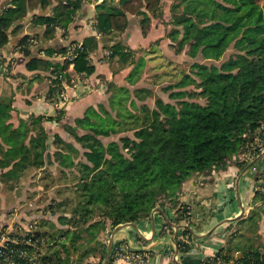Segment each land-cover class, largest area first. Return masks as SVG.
Masks as SVG:
<instances>
[{"label":"trees","instance_id":"1","mask_svg":"<svg viewBox=\"0 0 264 264\" xmlns=\"http://www.w3.org/2000/svg\"><path fill=\"white\" fill-rule=\"evenodd\" d=\"M248 1L259 6L264 18V0ZM83 2L5 0L0 9V51L27 24L43 26V37L47 41L54 39L59 27L67 29L74 21ZM131 15L140 18L146 33L151 16L163 18V0H102L96 4L95 27L107 41L113 40L129 27ZM249 27L254 35L247 39L244 36L241 42L237 38L238 53L220 65L195 61L188 71L151 76L148 81L153 85L161 84L160 80L167 76L173 79L161 88L170 92L176 102L165 101L149 87L132 90L111 84L105 103L88 107L73 123L62 124L69 138L55 133L49 142L50 133L43 125L44 120L61 121L64 111L60 109L56 116L33 118L36 132L26 145L27 129L14 128L7 122L12 98L0 99V136L11 146L6 151L1 148L0 167L12 164L2 176L20 181L30 167H45L41 179L51 178L45 184L47 189L56 179L63 184L57 189L62 199H53L45 207L56 219L44 216L37 220L35 235L40 242L37 248L31 247L37 253V264H103L108 241L99 235L110 226L149 218L155 208L165 205L164 200L176 209L178 224L183 220L191 222V207L179 200L185 182L194 174L227 169L234 163L233 156L254 140L264 124V30L256 23ZM37 36L24 35L16 49L30 55ZM72 45L77 46L75 72L92 74L95 65L91 54L100 45L95 35L70 45L47 47L44 55L28 64L51 73L48 94L52 100L64 82L71 83L73 79L70 61L65 58ZM106 48L109 60L120 66L135 65L128 76L130 80L141 78L143 59L138 61L136 51L127 43L117 40ZM149 97H155L154 107L146 102ZM199 97L205 102L196 100ZM129 132L133 135L125 134ZM116 135L119 139L108 143L103 140ZM261 178L256 197L264 196V171ZM249 219L251 231L257 232L259 222ZM176 237L179 250L187 254L192 248L191 231L180 228ZM234 238L231 235L228 244L202 264H264V242L261 247H253L251 243H234ZM109 264H113V255Z\"/></svg>","mask_w":264,"mask_h":264},{"label":"crops","instance_id":"2","mask_svg":"<svg viewBox=\"0 0 264 264\" xmlns=\"http://www.w3.org/2000/svg\"><path fill=\"white\" fill-rule=\"evenodd\" d=\"M100 1L102 0L94 2L84 0L74 21L67 29L59 27L54 39L47 41L43 37V26L33 27L27 24L23 32L13 36L10 43L0 51L2 58L0 99L12 98L11 118L7 122L14 128L27 129V137L24 141L26 145L29 144L30 136L36 132L33 118L56 116L60 110L54 106V99L52 100L48 94L52 82L51 73L28 66L30 60L44 55L45 48L70 45L72 41L81 42L91 35L97 36L100 40L99 49L91 54V62L95 65L92 74H80L75 72L74 68H70L71 77L78 83L68 89L70 99L65 107L61 108L64 111L62 120L43 122L51 136L49 142L53 141L55 133L69 138L65 135L62 124L73 123L77 117L85 114L88 107H97L98 104L105 103L110 95L109 85L115 84L132 90L136 87H149L154 90L158 85L148 81L151 76L163 72L169 73L147 63L150 58L148 52H155L156 45L161 51L173 50L163 23L170 22L165 7L163 6V18L151 16L150 28L146 33L141 27L140 18L131 15L129 27L113 40L107 41L95 27L96 4ZM4 2L5 0H0V9ZM26 34L38 35L35 44L31 47L30 55H25L16 49L18 40ZM117 40L127 43L136 51L138 61L143 59L144 70L137 81H134L133 77L131 81L128 77L134 64L120 66L117 61L109 60V49L106 46L109 42ZM4 64L7 65L6 71L2 68ZM10 147V144L4 142L0 136V158L1 148L6 151ZM50 149L53 150L54 147ZM11 168L12 164L4 168L0 167V230L13 223L21 222L26 225L44 216L55 220L56 216L46 211L45 207L53 199H62L57 189L63 184H59V180L56 179L55 184L47 189L45 184L51 178L41 179L45 167L39 169L30 167L20 181L3 177V173ZM263 171L264 153L243 165L234 162L224 170H213L209 174L202 175L194 174L185 182L179 194L180 202L187 203L191 207L190 223L183 220L178 224L175 221L176 209L168 200H164L165 205L155 208L149 218L132 222L135 225L125 222L120 226H110L103 235L109 242L115 233L113 245L117 242H125L133 251L143 252L145 254L143 264H174L176 261L179 264H202L203 260L215 255L226 246L231 235H235L234 243L243 245L249 243L254 235L260 234V229L255 233L251 231L249 218L254 205L253 199L262 183ZM54 173L56 174L57 170ZM253 220L260 219L255 216L251 219ZM166 223L169 227H165ZM183 227H188L192 234L189 239L192 248L187 254L179 250L176 237L177 232ZM240 228L242 230L239 232ZM241 233L244 235L240 236ZM113 264L130 263L122 260Z\"/></svg>","mask_w":264,"mask_h":264},{"label":"rangeland","instance_id":"3","mask_svg":"<svg viewBox=\"0 0 264 264\" xmlns=\"http://www.w3.org/2000/svg\"><path fill=\"white\" fill-rule=\"evenodd\" d=\"M163 6L170 19V22L163 23L173 50L161 51L156 45L155 52H148L150 58L147 63L169 72L178 73L181 69L183 72L188 71L190 64L195 61L220 65L230 56L238 53L237 38L241 42L244 36L247 39L254 35V31L249 27L251 23L259 24L264 30V18L259 6L248 0H164ZM233 35L235 36L232 41ZM217 57L220 58L216 59ZM172 59L175 60L172 61ZM160 81L163 82L154 87L155 94H159L165 101L176 102L175 99L170 98V92L163 91L161 88L162 84L168 85L173 82V79L167 76ZM189 88L195 89V86L190 85ZM196 100L205 102V99L201 97ZM146 102L154 107L155 97L146 99ZM125 134L133 135L132 132ZM103 139L105 143H108L113 139H119V135ZM233 162L247 163L235 158ZM262 196H255L250 213L251 218L259 217L257 232L261 230L260 234L253 236L249 242L253 247H261L264 242V202H261L264 199H260ZM102 235H99L100 238L107 239Z\"/></svg>","mask_w":264,"mask_h":264},{"label":"built area","instance_id":"4","mask_svg":"<svg viewBox=\"0 0 264 264\" xmlns=\"http://www.w3.org/2000/svg\"><path fill=\"white\" fill-rule=\"evenodd\" d=\"M76 47V45L70 46L68 54L65 56L70 61V68L74 65L73 61L77 56ZM6 67V64L2 65L5 71L7 70ZM77 83L76 79H72L71 83L64 82L63 89L58 92L54 99L56 108L65 107L70 99L68 89ZM262 153H264V124L257 132L254 140L247 142L241 151L233 156V159L248 162L259 157ZM36 224L37 219L26 225L21 222L6 225L0 230V264H37V253L31 249V247L37 248L40 242V237L35 235ZM112 249L113 263L122 260L128 261L130 264H143L145 262V254L133 251L125 242L115 243Z\"/></svg>","mask_w":264,"mask_h":264},{"label":"water","instance_id":"5","mask_svg":"<svg viewBox=\"0 0 264 264\" xmlns=\"http://www.w3.org/2000/svg\"><path fill=\"white\" fill-rule=\"evenodd\" d=\"M126 224L135 225L132 222H128V223L126 222ZM121 225H123V224H121ZM118 226H120V225H118ZM114 234L115 233H113V235L109 239L108 246H107V250H106V254H105L104 264H109V259H110V256H111V251H112V246H113V236H114Z\"/></svg>","mask_w":264,"mask_h":264}]
</instances>
